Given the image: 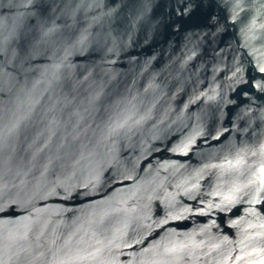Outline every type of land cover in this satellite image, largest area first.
Instances as JSON below:
<instances>
[{
	"label": "water",
	"instance_id": "95a60500",
	"mask_svg": "<svg viewBox=\"0 0 264 264\" xmlns=\"http://www.w3.org/2000/svg\"><path fill=\"white\" fill-rule=\"evenodd\" d=\"M0 264H264V0H0Z\"/></svg>",
	"mask_w": 264,
	"mask_h": 264
}]
</instances>
